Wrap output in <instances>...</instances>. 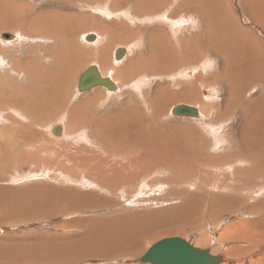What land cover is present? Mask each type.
Returning <instances> with one entry per match:
<instances>
[{"label": "bare ground", "instance_id": "bare-ground-1", "mask_svg": "<svg viewBox=\"0 0 264 264\" xmlns=\"http://www.w3.org/2000/svg\"><path fill=\"white\" fill-rule=\"evenodd\" d=\"M41 1L42 2L48 1L50 7L39 11L38 14H36L37 13L36 12L35 13L36 15L32 16L31 10L34 8V6L31 4L30 1L0 0V30L12 29L15 31H22V29L26 25H28L29 30L28 29L27 30H28V34L30 35V38L32 35L31 33H34L35 35L34 39H36L35 37L44 38V39L46 38L45 40L58 39L62 44L57 51L54 50V52H52L48 57H46L47 60L48 58L50 59L54 58L56 60L57 63L56 69L43 67L45 65H40V61L34 59L35 58L34 57L28 59V66L26 68H23L24 74L28 73V72L26 73V71H28L27 69L29 67L33 68L34 72L32 73L33 76L35 75L34 77L32 76L29 77V75L23 76L26 78L23 82L25 86L23 87H21V85L17 87L6 86L4 84L2 85L1 83L2 80H0V97L2 95L4 96L6 104L10 109L14 110L18 108L22 111L20 113L19 112L17 113L18 118H14L15 121L14 123H12L13 128L8 126L10 125L8 124V120L13 119L11 115V113L13 114V111L4 108L5 110H3V113L0 114V116L2 117L0 121L2 120L7 121L5 122L6 125L3 123L5 126L3 125L0 127V128L3 127L1 129L2 133L0 135V160L8 161V162L13 161V157L16 154L14 155V153L11 150H9L11 145L15 146V148L23 149V146L26 144H38L39 145L38 149H47L53 151L52 153H54L55 159L57 160L54 164H48V166L55 168L57 172L58 171L63 172L64 176L63 177L60 176L59 178L58 175H54V177H52L51 180H49L46 183V186L43 187L45 190H47L49 193L52 194L54 199H49L48 202L45 204V206H47V210L43 212L42 217L57 218L63 215H72V214L74 215L75 212L77 211L79 212V210L70 208L73 203L77 206L85 202L88 203L83 208L86 207L89 208L91 205L93 207V205L95 204H97L98 206L99 205L103 206L105 209L106 206L114 205L115 207L116 201L118 200H115L112 195H116L119 192L118 190L121 189L120 187L121 186L124 187L125 183L128 184V181H130L131 183L134 181L136 182V180L134 179L140 178L143 174L147 172L146 171L147 165L144 167L142 171L134 170L133 167H135L139 162L145 163L148 160H150L149 163L151 162V160H153L154 163L155 162L154 159H159L158 157H166L167 156L166 153L169 150L170 152L171 151L174 152L175 156L183 161H185V158L189 157L191 159V166L192 168L195 167V170L196 168L199 167V169H202L203 171L210 172L207 170L208 169L207 166L211 167L212 165H216L220 169H224V168L230 169V174L234 175L235 177L242 176L243 179L244 178L251 179L250 176H255L258 177L256 178L255 182H258L259 180L260 182H263L264 41L259 36H257L256 33H254L252 30L250 32L249 29H247L240 23L241 20L238 19L235 13L233 12L234 6L231 5L229 1L227 2V0H209L208 2H205V0L202 1L190 0V3L188 4L186 0H41ZM100 1H102V4L101 5L98 4L99 7L95 6L94 10L97 11V13H100L107 18L114 17L112 20L110 19L113 25L114 24L118 25L121 23L123 24L125 22H128V24L126 25L123 24L124 25L123 28L125 27L124 30H131L132 25H130L129 23H134L135 21L138 22L140 25L131 31L121 34L118 40L119 42H114L115 44L116 43L133 44V46H128L127 48L125 47L126 49L124 48L125 53L129 51L128 55H130L131 53L130 52L131 48L135 46V49L137 50L136 56H132L127 61H125L126 60L125 59L121 63V60L116 61L114 60L115 58L113 60L110 59L108 52L110 46H112L111 45L112 37L107 38L104 35L105 33L101 30L102 29L101 27L105 26L103 24L106 23L96 21L97 17L100 14L97 17L96 15H92L96 17L93 18L89 14H83L77 11L73 12L70 10L66 12L65 11L61 12V10L57 9L58 7L57 8L56 6L51 7L54 6V4L56 3H63V4L67 3L68 5H72L73 3L75 4L78 2L84 3V5L87 6L86 3H90V2L98 3ZM236 1H237L236 2L237 7L239 5L245 11V14L241 11L242 15L244 14L245 16H247L245 20L251 25V27H254V30H259L258 33L264 34L263 32L264 31V0H236ZM166 5L168 6V8L167 9L165 8V10H163L162 12L161 10ZM92 6L93 5H91V7ZM88 9L90 10V4ZM26 15L29 16V18H27ZM102 15L100 17H102ZM75 19L77 25L72 27L73 26L72 23H74L73 20ZM42 21H43L42 23L43 25L40 23ZM156 22H160V23L155 24ZM161 24L164 27H167V29L166 30L163 29ZM80 26H82L84 30L83 32L81 31L82 33L93 30H95L97 33V35L93 34L94 35L93 40H95L93 44L95 49L89 51V53L72 46V43L74 44V41L77 39L78 35L76 34ZM106 27L107 26H105L104 28ZM121 27L122 26H120V28ZM168 30H170V32H168ZM214 32H216L217 37L219 39L216 38ZM2 34L3 33H1L0 35L2 36ZM13 34L16 35L15 33ZM28 34L24 33V35H28ZM169 34L173 36L172 40L170 38L171 35ZM177 34H180V36H177ZM86 36L87 34L84 36L85 40H86ZM114 36L115 35H113V37ZM9 38H12L11 34H9ZM233 38L234 39L238 38L237 40L240 39L239 43L237 40L235 41ZM33 48H32V52H33ZM117 48H114L113 55ZM74 53H77V55H75ZM208 54L212 55L215 58L221 56L222 59L221 72H218V70L215 69V66L217 65L215 64L216 63L215 58H210L209 56H207L208 58L206 59L201 58L203 55H208ZM66 57L67 58L70 57V61H65L64 64V60L66 59ZM73 58L75 59L73 60ZM95 58H97L96 63L100 64V65L98 64V70L100 71L102 76H104L102 73L107 72L105 75L106 76L110 75L107 77H109L112 81L115 82H119V81L122 82L121 79L123 78L125 79V81H123L124 83L128 82L127 84L128 87L130 85L128 80L130 75H134L138 72H143V71L152 72L153 74L157 72L164 73V72H169L171 68L175 69L178 66L181 67L180 69L181 72L184 73L186 72V74L190 73L189 75L191 77V80L187 82V84L182 83L179 91H174V92L170 91L171 90L170 87H172L173 84H171L170 86L167 85L164 88H159L157 90V93L153 95L152 100H148L147 102L144 100L145 102L142 104L143 107L140 106L122 107L116 112L108 110L109 112L111 111L114 113L110 115H106L107 117L102 119L100 118L98 120L97 119L98 115H101L102 114L101 111H104L97 109L99 97L102 96L101 91L94 92L90 96L84 97L78 101L73 102L72 101L73 98L69 97V90L71 85L68 80L69 77H71L70 74H73L74 70L79 69L84 63L94 61ZM1 59H3V57H1ZM17 67L21 68L20 64H17ZM186 68H189V70L184 71ZM60 71L61 73H59ZM64 71H68L69 73L68 72L64 73ZM18 72L19 71H17V73ZM206 74H209L210 76H213L217 79L218 76H220V79L218 81L224 82L228 87V89L230 90V96L228 98L226 108L228 110L235 108L242 110L241 125L238 133L236 134L237 136L236 138L239 142H241V144L238 145L237 148H229L226 147V145H224V147L223 145H219V143H217L218 136L216 137V135H213V137H211V140H209L206 139L205 137L200 136V133L193 127L187 125L173 124L170 122H163L161 120L162 112L159 113L157 111L156 107L157 106H159L160 108L163 107L161 100L168 94L170 95V99L174 97L179 99L178 101L177 99L176 100L174 99L175 100L173 101L174 103L179 102L178 104H186L189 106H194L193 104L196 105L198 104L203 109L204 103L202 102L203 101L202 94L206 95L207 96L206 98L208 100L209 99L212 100V98L214 99L217 96L213 90L206 89L207 90L206 91L202 88L204 86L203 84L204 79L205 80L207 79L203 77ZM182 78L184 79V77ZM142 80L143 78L137 79L135 86L140 87V81ZM214 82L216 81H213V83ZM252 87L253 89H251ZM105 89L110 91L107 88ZM163 90H169L170 92L167 93L162 92ZM252 90H254V92L259 90L260 94L254 97V99L251 101L249 99L250 97L248 96L251 95ZM77 92L79 93L80 91L77 90ZM50 99L51 100L55 99V101H53L54 103H56L57 101V103H59L58 105H61L66 108L65 115L62 116L67 122L68 134L65 135L64 133V136L67 139L58 142L56 141L50 142L45 140L43 137L39 135L40 131L35 128L37 125L40 124V122H42L41 121L42 119H45L46 117L47 118L56 117L57 112L52 111L49 113L48 116L47 115L43 116V113L40 112H35V113L28 112L30 109L37 108L39 105L46 103V101H49ZM207 99L204 100V102H206ZM156 102L158 104H156ZM211 103L208 104L211 105ZM172 107L173 106H171V108ZM171 108H170L171 116L176 117L172 115ZM167 111L165 112L168 113ZM0 112H2V110ZM24 112H28V113L26 114ZM223 112L225 113V111ZM22 114L28 115L27 116L28 120H24L25 117ZM210 114L211 111L208 112V115ZM200 115L201 114L198 110L197 117H180V118H199ZM221 117H222L221 113H218L216 115L217 120H219ZM207 127H211V126L207 125ZM88 128L90 132L88 131ZM63 129L66 130L65 125H63ZM77 129H80V131L77 133V135H75ZM195 135H198L199 140L197 143H194L193 141V137ZM29 136L32 137V139L30 141H26L25 138L28 139ZM176 136H182V138H175ZM81 141L86 143L87 142L90 143L92 141H98L99 143V141H103L104 144L103 145L99 144V146L101 148L105 147L104 150H106L108 155L105 154V156H103L102 153H99L100 151L98 152V150L100 149H98L96 144L91 146L90 144H86V143L82 144ZM79 146H83V147L79 148ZM85 146L86 148H84ZM58 158H61V161H58ZM253 164H256V166H254ZM240 165H245V166H240ZM88 170H91L95 174V176H92L91 174H89V177L86 176ZM197 172H199L198 169ZM167 175H168V171H167ZM198 175L203 176L200 172ZM184 179L185 178L182 175H178L174 178H171L168 181L173 183L177 182L181 184L184 182ZM3 181L5 180L3 179ZM3 181H1L0 179V189L1 188L4 189L6 187V185L3 184ZM149 181L150 182L148 183L149 184L148 187H152L155 182L151 180ZM237 182L239 181L237 180ZM240 184H243V182L242 183L240 182ZM243 185L245 186L246 184L244 183ZM161 187H163V185ZM93 188L96 189L93 190ZM217 188L218 187H216V191ZM35 191H33V193L28 192L25 195H23L25 198H28L26 200V203H23L25 207H27L28 205H29L28 207H32L34 204H36L34 203V200L45 198L44 195L46 194H44V191H40L39 193L38 191L37 192ZM104 191L105 192L107 191L108 194L106 195ZM157 191L160 192V189H158ZM212 191L213 190H211V192ZM73 193L74 194L78 193L79 195L74 197ZM257 194H255L254 196H256ZM120 197L122 198L121 195ZM192 197H193L192 195L181 193L179 197L180 199L179 201L181 203L177 205L178 209H188L186 208V206L191 207L189 201L192 200ZM201 197L204 200L205 196L204 197L201 196ZM216 197H218V199H222V194L217 192ZM94 198L97 199L95 203H93ZM214 198H215L214 196H212V198H209L212 204L216 206V207H212V205L208 206L207 212L209 215L212 213V211H210L211 209L214 210L215 208H218V205L214 203L213 200ZM200 199L198 200L199 201L198 203L201 205L200 201L202 200ZM255 199L256 198L251 200V202H253ZM258 199L259 198H257V200ZM40 202L38 200L37 203L40 204ZM192 202L194 203L193 205L196 204L195 200ZM260 202H259L260 204L259 206L263 205ZM198 203L197 205H199ZM220 203L221 202H219V204ZM51 204L53 205V207L49 208ZM121 206L122 205L119 206L121 209L118 208L117 214L115 215L110 214L107 215V217H95V216L78 217V218L74 217L72 218V220L61 222L60 224H57L55 226V228L59 230H67V229L80 230L78 233H76L73 236L47 232L46 234H42V235H32V236H26L22 238H14V239L4 238L0 240H2L3 244L6 245H8L7 243L8 241L16 242V243H25L24 245H28V246L38 244V246H34V248L40 252V255L38 256L39 258H42L40 259L42 260L41 261L42 263H49V260H51L52 258L80 259L78 257H75L77 255H74V257L73 256L69 257L70 254L69 252L67 253L68 255L65 256L62 255L63 253L65 254L66 252V246L64 245L65 243L62 242L63 240H66V243H68L69 241L75 243L76 240L78 241L80 240L81 244L84 243L86 245L85 247H89L90 245H95V246L100 245L102 250L100 252L94 250L93 252H90V254L88 253L89 256L91 258L92 257L111 258V257L120 256L122 254L117 252H112L111 246L110 247L107 246V248H105L106 242L104 241L110 240L107 243L111 245L113 244V240L123 241L127 243L128 244L127 246L129 247H125V248L118 247V248L122 249L123 251L129 252L130 250L138 248L139 245L142 244L140 242L138 243V240L143 238L146 240V242H148L147 238L150 237V234L155 232L156 229L167 230L171 227L173 222H177L178 225L179 222H181L185 218L184 216H180L179 219L178 220L175 219V221H171V219L169 218L163 219L161 217L167 213L165 210H158V211L140 210V211L125 213L126 210L124 209L125 206L124 205H123L124 207ZM224 206H227V204L226 205L224 204ZM256 206L258 207V205L256 204H252V203L247 204V206L245 207L246 213L248 212L252 213L251 210H253V207L255 208ZM174 207L175 206H172L170 208L174 210ZM261 207L255 209H260ZM122 208L124 209V213L122 212L123 211ZM192 208H194V206ZM223 212L224 214L225 213L227 214L230 212H235V210L227 206L223 210ZM13 214L14 213L6 214L8 216L5 215V217H3V215L2 216L0 215V222H8V220H6L8 218L9 220H14V219L20 220L21 219L20 216L26 215L22 213L18 215L17 212H15L14 215ZM252 216L250 215V217ZM256 217L254 216V219ZM259 217L260 216H258V218ZM215 219H217V217H215ZM194 221L191 222H193V224L195 225ZM253 221L257 222V219ZM250 222L251 221H249V223ZM193 226L192 228H195ZM243 226L245 227V224H243ZM250 226L252 228V225ZM246 228H248V226H246ZM229 230H230L229 227L225 228L220 232V235L227 234ZM241 230L243 233L244 229ZM246 230L247 229H245V231ZM174 232H176V230ZM176 234L180 235L179 233ZM240 235H242L241 237H243L242 240L246 237L247 240L244 241H249L250 244L249 246H252L251 242L257 241V237H258L255 236L253 233H248V232L247 233L244 232L243 234ZM226 236L228 237V235ZM227 237H223V238L225 239ZM230 238H231V234H230ZM230 238H228V240H230ZM67 239L70 240L67 242ZM206 239L208 238L206 237ZM224 239H220V240H224ZM90 241L94 242V244L89 243ZM198 241L203 243L204 239L200 238ZM49 242L50 244L51 242H53V244L55 243V245L53 246L52 244L53 247L51 248ZM60 242L64 243L62 250H64L65 247V251L64 252L61 251L62 254L59 253L60 250L57 249L54 250L55 248L61 247ZM96 242L98 243V245L95 244ZM258 242L259 241H257L256 243V247H260V251L264 250V244H263L264 241H262L263 242L262 244ZM78 244L80 243L78 242ZM31 246L29 248H31ZM82 246L84 247V245ZM18 247L19 246H17V248ZM254 247L255 246H253V248ZM80 249H82V247ZM86 251L88 252V250ZM86 251L83 252L81 257L83 256L84 258L85 256H88ZM231 254H234V252ZM231 254H229L228 256H230ZM213 255H217V254H213ZM23 257H26V255L23 254ZM257 258L258 257H256V259ZM251 260L252 259H250V261ZM259 264H264V259L261 260Z\"/></svg>", "mask_w": 264, "mask_h": 264}, {"label": "rangeland", "instance_id": "rangeland-1", "mask_svg": "<svg viewBox=\"0 0 264 264\" xmlns=\"http://www.w3.org/2000/svg\"><path fill=\"white\" fill-rule=\"evenodd\" d=\"M25 1H30L31 4L34 6V8L31 10L32 16L38 14L39 11L50 7V4L48 1H46V2H42L41 0H25ZM186 1H187V4L190 3V0H186ZM208 1L209 0H205V2H208ZM228 1L231 5L234 6L233 12L237 16V18L240 19L241 21H243V22L240 21V23L244 27L249 29L250 32L252 30L254 33H256L257 36H259L264 41V37H263L264 34L258 33L259 30H254V27H251V25L245 20L247 18V16L244 15L245 11L239 5L237 7V4H236L237 1L236 0H227V2ZM95 3L96 2L86 3L87 6L84 5V3H80V2L75 3V4L73 3L72 5H68L67 3H66L67 5L63 4V3H56V4H54V6H51V7L56 6V8L58 7L57 9L61 10V12H64V11L66 12V11L70 10L73 12L77 11L79 13L89 14L91 17L94 18L95 16H92V15H96V17H97L100 14V13H97V11H95L94 8H95V6H98V4L101 5L102 1H100L96 4ZM89 4H90V10L88 9ZM91 5H93V6L91 7ZM165 8L167 9L168 6L166 5L161 11L163 12V10H165ZM241 11L244 13L243 15L241 14ZM162 12H160V13H162ZM101 15L102 14H100L97 17L96 21L106 23L103 25H105L107 27L106 28H104L105 26L101 27L102 28L101 30L105 33L104 35L107 38L112 37V41H111L112 46H110L108 54L110 56V59L113 60L114 59V55H113L114 48H117V47H123V48L126 47L127 48L128 46H133V44H130V43H119V44L116 43L115 44L114 42H119L118 40H119L121 34H124L128 31H131L140 25L138 22L135 21L134 23H129L130 25H132L131 30H124L125 27L123 28V26H124L123 24L126 25V24H128V22L124 21L125 23H123V24L121 23L122 25L121 24H118V25L114 24L113 25L111 20L114 17L113 18H107L103 15H102V17H100ZM27 18H29V16H27ZM109 21H111V22H109ZM73 22L74 23H72L73 24L72 27L77 25L76 19L73 20ZM40 23L42 24L43 21ZM158 23H160V22H156L155 24H158ZM26 26H25L26 28L24 27L22 29V31L24 33L28 34L29 27H28V25H26ZM120 26H122V27L120 28ZM162 28L165 30L167 29V27H164L163 25H162ZM118 29H119V31H118ZM22 31H15L12 29L11 30H0V34L7 32V33L12 35V38H9V37L4 38L3 36L0 35V39H1L0 40V80H2L1 81L2 85L4 84L6 86H12V87H17L20 85H21V87L25 86V84L23 82L26 78L23 76H25V75H27V76L29 75V77L35 76V75L33 76V73H32V72H34L33 68L29 67L27 69L28 71H26V73L28 72L27 74H24V72H23L24 71L23 68H26L28 66V59H30V58L35 57L34 59H37L40 61V65H45L43 67H47L50 69H53V68L56 69L57 68L56 60L54 58H51V59L48 58V60H47L46 57H48L52 52H54V50L57 51L62 45L61 42L58 39H47V40H45L46 38L44 39V38H37V37H35L36 39H34V36H35L34 33H31L32 35L30 38L29 34H28L29 36L24 35V33ZM81 31L82 32L84 31L82 26H80L79 29L77 30L76 35H78V36H77V39L74 41V44L72 43V46L89 53V51H92L95 49L94 44H93V42L95 40L88 42L87 40L84 39V36L88 33L89 34H95V35H97V33L95 30L87 31L84 33H82ZM113 31L115 32V34ZM168 32H170V30H168ZM13 33H15L16 35H14ZM214 33H215L216 38L219 39L217 37L216 32H214ZM22 35H24V36H22ZM113 35H115V36L113 37ZM169 35H171V34H169ZM81 36H82V38H81ZM177 36H180V34H177ZM65 38H67V37H65ZM113 38H114V40H113ZM170 38L172 40L173 36L171 35ZM237 39L238 38H236L234 40L236 41ZM237 41L239 43L240 39ZM205 42H206V40H205ZM59 44H60V46H59ZM33 47H35V48H33ZM28 48H30L31 51ZM32 48H33V52H32ZM5 52L8 54H6ZM130 52H131L130 55H128L129 51H127V53H124V55L120 59H114V60H116V61L121 60V63H122V61H124L125 59H126L125 61H127L132 56H136L137 50L135 49V46L131 48ZM74 54L77 55V53H74ZM101 54H103V53H101ZM207 56H209L210 58H215L209 54L203 55L201 58L206 59V58H208ZM1 57H3V59H1ZM74 59L75 58H73V60ZM96 60H97V58H95V60L92 62L84 63L79 69L74 70L73 74H70L71 77H69L68 80H69V83L71 85L70 90H69V97L73 98L72 99L73 102L78 101L84 97L90 96L94 92L101 91L102 96L99 97L97 109L104 110V111H101L102 114L98 115V117H97L98 120L100 118L102 119V118L107 117L106 115H110L122 107H129V106L130 107H132V106L143 107L142 104L145 101L147 102L148 100H152L153 95L157 93V90L159 88H164L167 85L170 86L171 84H173L172 87H170V89H171L170 91L171 92L179 91L182 83L187 84V82H189L191 80V77L189 75L190 73L186 74V72L185 73L181 72L180 71L181 67L178 66L179 68L178 67L175 69L171 68V70H169V72H164V73L157 72V73L153 74L152 72L143 71V72H138L134 75H130L128 78L129 84H130L129 87L127 86L128 82L124 83L123 81H125V79L122 78L121 79L122 82L113 81L116 84V89H114V90L108 91L105 89V87L97 86V87L91 88L87 91H83V92L78 93L77 88H76L78 77L90 65H96L98 68L99 63H96ZM215 60H216L215 64H217L215 66V69L218 70V72H221L222 71L221 70L222 69L221 56H218V58H215ZM65 61H70V57H68V58L66 57V59L64 60V64H65ZM1 63H2V65H1ZM17 64H20L21 68L17 67ZM139 67H140V65H139ZM20 70H21V72H20ZM188 70H189V68H186L184 71H188ZM17 71H19V72L17 73ZM65 72H68V71H64V73ZM178 72H181V73H178ZM1 73L3 76L1 75ZM59 73H61V71ZM106 73H102V74L105 77L110 76V75L106 76L105 75ZM167 75H169L171 77H169ZM180 75H182V76H180ZM186 75H187V77H186ZM180 77L181 78L184 77V79L183 78L181 79ZM203 77L207 78V79L206 80L204 79V81H203L204 86L202 88L204 90H206V89L207 90H213L217 96L214 99L212 98V100H210V99L208 100L206 98L207 96L202 94V96H203V97L201 96L203 98L202 102L204 103L203 109L200 107V105L193 104L194 107L198 108V110L201 114L200 117L199 118H180V117L176 118V117H172L170 114V108H171V106H174V105L178 104L179 102L174 103L173 101H175L177 98L174 97V98L170 99V95L168 94L161 100L163 107L162 108H160L159 106L156 107L157 111L159 113L162 112L161 120L163 122H170L173 124L187 125V126L193 127L194 129H196L200 133V136L205 137L206 139H209V140H211V137H213V135H216V137L218 136L217 137V143H219V145H223V147H224V145H226V147H229V148H237L238 145L241 144V142H239L237 140L236 134L238 133L240 125H241L242 110L238 109V108L236 109L234 107L235 109H229L230 110L229 111L226 108L227 101H228V98L230 96V90L228 89V87L226 86V84L224 82L218 81L220 79V76H218V79L213 77V76H210L209 74H206ZM140 78H143V80L140 81V87H136L135 86L136 81H137V79H140ZM27 79H29V78H27ZM174 80L176 83H178L180 85L176 84L174 82ZM178 80H179V82H178ZM213 81H216V82L213 83ZM208 88H210V89H208ZM251 89H253V87ZM170 91L169 90H163L162 92L167 93ZM259 94H260L259 90L255 91V92H254V90H252L251 95L248 97H250L249 99L252 101L254 99V97H256ZM205 98L207 99L206 102H204V100H206ZM178 100L179 99H177V101ZM53 101H55V99H53V100L50 99L49 101H46V103L39 105L37 108L30 109L28 112L29 113L40 112V113H43V116H46V115L48 116L49 113L52 111L57 112L56 117H54V118H52V117L47 118L46 117L45 119H42L41 120L42 122H40V124L37 125L35 128L40 131L39 135L41 137H43L45 140L50 141V142H55V141L58 142V141H62V140L67 139L64 136V133H65V135L68 134L67 133V122L65 121V119L63 117L65 115V109L66 108L61 106V105H58L59 103H57V101H56V103H57V105H56V103H54ZM208 103H211V105ZM156 104H158V103L156 102ZM4 108H6L7 110L10 109L8 107V105L6 104L4 96L2 95L0 97V111L2 110V112H0V114L3 113V110H5ZM10 110L13 111V114L11 112H9V113H11L13 119L8 120V124L11 125V126L10 125H8V126L13 128L12 123H14V121H15L14 118H18L17 113L18 112L20 113L22 111L18 108L14 109V110H12V109H10ZM15 110H16V112H15ZM108 110H111L114 112H111V111L109 112ZM165 111H167L168 113H166ZM209 111H211L210 115H208ZM223 111H225V113ZM28 112H24V113L27 114ZM218 113L222 114V117L219 120L216 119V115ZM26 114H22L25 117L24 120H28V118H27L28 115H26ZM1 119H2V117L0 116V120ZM5 122H7V121H5V120L0 121V127L3 126L5 124ZM28 124H29V122H28ZM173 124H171V125H173ZM55 125L61 126L62 131H61L60 135H54L51 132V128ZM63 125H65L66 130L63 129ZM207 125H210L211 127H207ZM2 128H0V135L2 133V130H1ZM79 131H80V129H77V131L75 132L76 133L75 135H77V133ZM88 131L90 132L89 128H88ZM175 138H182V136H176ZM31 139H32V137H30V136L28 137V139L25 138L26 141H30ZM81 139H84V138H81ZM198 140H199L198 135H195L193 137L194 143H197ZM81 142H82V144L86 143L83 141H81ZM81 142H80V144H81ZM86 144H90L91 146L96 144L98 149H100V150H98V152L100 151L99 153H102L103 156H105V154L108 155L106 150H104L105 147H102L103 148L102 149L99 146V144H101V145L104 144L103 141H99V143H98V141H92L90 143L87 142ZM38 146H39L38 144H26L23 146V149H18V148H15V146L11 145L9 150H11L14 153V155L16 154L13 157V161L8 162V161L0 160V179H1V181H3V179H4L5 181H3V184L6 185V187L4 189H2V188L0 189V215L1 216L3 215V217H5L6 214H10V213L15 214V212H17L18 215H20L21 213L26 214V215L20 216L21 217L20 220H17V219L9 220V218L8 219L5 218L6 220H8V222H0V229H1L0 239L22 238V237L32 236V235H42V234H46L47 232L48 233H58V234H63V235H67V236L68 235L73 236L76 233H78L80 230H78V229L59 230V229H56L55 226L57 224H60L61 222L72 220V218H74V217L75 218L87 217V216L107 217V215H110V214L115 215V214H117V210H118V208H120L119 207L120 205H122L121 207L125 206L124 207V209H126L125 213L135 212V211H140V210H149V211L150 210L151 211L165 210L167 213L161 217L163 219L169 218V219H171V221H175V219L178 220L180 216H184L186 219L184 218L181 222H179L178 225H177V222H173L171 227L169 229H167L168 231L163 230V229H156V231L151 233L150 237L147 238L148 242H146V240L143 238L138 240V243L140 242L142 244L139 245V247L136 249L131 248L133 250H130L129 252L123 251L122 249L118 248V247H121V248L129 247V246H127L128 244L123 242V241L113 240L112 245L107 243L110 240L104 241V242H106L105 248H107V246H109V247L111 246L112 252H117V253L122 254L120 256L111 257V258H99V257H97V258L92 257L91 258L89 256L90 252H93L94 250L100 252L102 250L100 245L99 246L90 245L89 247H85L86 245L84 243L81 244L80 240L79 241L76 240V242L74 243V242L69 241L70 239H67V242L69 241L68 243H66V240H63L62 242H64L65 244L60 242L61 247L55 248L54 250H56V249L60 250L59 253L62 254L61 251L62 252L65 251V247H64V250H62L63 246L65 245L66 246V252H65V254L64 253L62 254L63 256L68 255L67 253L69 252L71 254V255L69 254V257H71V256L74 257V255H77L75 257H78L80 259L52 258V259H54V260H52L50 258L51 260H49V263H42L41 262L42 260H40L42 258H39V256H38V255H40V252L34 248V246H38V244L28 246V245H24L25 243H16V242L8 241L7 242L8 245H6V244H3L2 240H0V249H1L0 250L1 251L0 252V264H151L148 262H146V263L140 262L139 258L147 251V249L152 244H154L158 240H161V239L167 238V237L183 238L184 240L188 241L190 244H192L193 246H195L197 248L199 247L201 249H208L211 254L219 255L221 253L220 255L223 257V262L220 264H259V262L264 259V256H263L264 250L260 251V247H256L257 241H259L258 243H261V244L263 243L262 241H264V221H263L264 220V203H263V201H264V183H263L264 177H263V182H260V180L258 182H255L256 178H258L255 176H250L251 179L250 178H244L243 179L242 176H236L235 177L234 175L230 174V169H227V168L220 169L216 165H212L211 167L207 166L208 169L205 167L210 172L203 171L202 169H199V167L196 168V170H195V167L192 168V166H191V159L189 157L185 158V161H183V160L179 159L178 157H176L174 152H172V151L170 152V150H169L166 153L167 158L166 157H158L159 159H154V161L156 163L155 162L153 163V160H151L150 163H149L150 160L147 161L148 163L145 162L147 164H145L144 162H142V163L139 162L135 167H133L134 170L142 171L144 169V167L147 165V168H146L147 172L145 174H143L141 177L139 176L140 178L134 179V180H136V182L134 180H133L134 182H132V183L130 181H128V184L125 183L126 186L124 185V187H122V186L120 187L121 189L118 190L119 192L117 191L118 193L116 195H112L115 200H118V201H116L115 207H114V205H111V206H106V209H105L103 206H100V205L98 206L97 204H95V205H93V207L91 205L90 206L91 208L90 207L89 208L88 207L83 208L88 203L85 202V203H82L78 206L73 203L70 208L75 209V210H79V212L78 211L75 212L74 215L73 214L72 215H63V216H60L57 218H44V217H42L43 212L47 210V206H45V204L48 202L49 199H54V197L52 196L51 193H49L43 187L46 186V183L49 180H51V178L54 177V175H58L59 178H60V176L63 177L64 175H63V172H60V171L57 172L55 168L48 166V164H54L57 160V159H55L54 153H52L53 151H50L47 149H38ZM80 147H83V146H79V148ZM84 148H86V146ZM150 157H152V156H150ZM58 161H61V158H58ZM4 162H6V163H4ZM152 165H153V167H152ZM253 165L256 166V164H253ZM46 166H47V168H46ZM240 166H245V165H240ZM2 168H3V170H2ZM197 169L203 176L198 175L199 172H197ZM167 171H168V175H167ZM89 174H91L92 176H95V174L91 170L87 171L86 176L89 177ZM178 175H182L185 178L183 183L180 184L177 182L173 183V182L168 181L171 178H174ZM232 177H233V180H232ZM146 178L148 181L146 180ZM151 178H153V179H151ZM159 178H161V179H159ZM217 179H220V180H217ZM242 179H243V181H242ZM86 180H88V179H86ZM149 180L155 182L152 187H148L149 186L148 183L150 182ZM237 180L239 182H237ZM240 182L241 183L243 182V184L245 183L247 185V187H246V185L244 186L243 184H240ZM91 183H93V182H91ZM262 183H263V186H262ZM248 184H249V186H248ZM162 185H163V187H161ZM143 186H146V187H143ZM156 186H157V188H156ZM147 187L150 189H148ZM210 187H211V189H210ZM216 187H218L217 191H216ZM94 189H96V188H93V190ZM158 189H160V192L157 191ZM246 189H248V190H246ZM35 190H37L38 193L40 191H44V194H46V195H44L45 198L34 200V203H36V204H34L32 207H28L29 205L27 207H25V205L23 203H26V200L28 198H25L23 195H25L28 192L33 193V191H35ZM211 190H213V191L211 192ZM37 191H35V192H37ZM162 191H163V193H162ZM217 192L222 194V199H218V197H216ZM223 192L226 194H224ZM181 193L189 194V195L193 196L192 200L189 201V204H191L190 205L191 207L186 206V208H188V209H178V207H177V205H179L181 203L179 201L180 200L179 197H180ZM105 194L107 195L108 192L106 191ZM255 194H257V195L254 196ZM77 195H79V194L78 193L74 194V197H76ZM120 195L122 196V198L120 197ZM201 196H203V197L205 196L204 200ZM212 196L215 197L213 200H214V203L216 205H218V208H215L214 210L213 209L210 210V211H212V213L210 214L211 215V217H210V215L207 212L208 206L212 205V207H216L215 205L212 204L211 200L209 199V198H212ZM199 197L202 199H200ZM198 198L200 200H202V201H200L201 205L198 203L199 202ZM254 198H256V199L253 202H251V200H253ZM257 198H259V199L257 200ZM260 198H262V199H260ZM193 199L196 202L195 205H193L194 204L192 202V201H194ZM38 200H39V202L40 201H42V202H40V204H39V203H37ZM96 200L97 199L94 198L93 203H95ZM206 201H209V202H206ZM256 201H257V203H256ZM14 202H16L17 204ZM219 202H221V203L219 204ZM259 202L263 204V205H261L262 207L259 206L260 205ZM119 203H120V205H119ZM197 203L199 205H197ZM251 203L258 205V207H261L262 210H261V208L255 209V208H258L256 206L255 208L253 207L254 211L251 210L252 213L251 212L246 213L245 207L247 206V204H251ZM224 204L225 205L227 204V206L229 208H232L233 210H235V212H230V213L224 214L223 210L227 207V206H224ZM229 204H231V205H229ZM30 206H31V204H30ZM172 206H175L174 210L170 208ZM193 206H194V208H192ZM51 207H53L52 204L49 206V208H51ZM195 207H196V209H195ZM49 208H48V210H49ZM87 208H88V210H87ZM167 208H169V209H167ZM197 208H199V209H197ZM124 209L122 211L123 213H124ZM192 209H193V211H192ZM257 210H259V211H257ZM214 213H215V215H214ZM38 214H40V215H38ZM173 214H175V215H173ZM250 215L251 216L253 215V216L250 217ZM6 216H8V215H6ZM254 216L255 217L257 216V217L254 219ZM258 216H260V217L258 218ZM20 217H18V218H20ZM215 217H217V219H215ZM212 218H213V220H212ZM256 219H257V222L253 221ZM191 221H194L196 226ZM249 221H251V222L253 221V222L249 223ZM242 223L245 224V227L243 226ZM248 223L250 225H252V228ZM240 224L242 225V227ZM48 225H49V227H48ZM233 225H235V226H233ZM188 226H189V228H188ZM192 226L195 228H192ZM246 226H248V228H246ZM228 227L230 228V230L227 232V234L220 235V232L222 230H224L225 228H228ZM174 229L176 230V232H174L175 231ZM239 229L240 230L244 229L243 233L248 232V233H253L255 236H258L257 241L251 242L252 246H249L250 245L249 241H244V240H247L246 237L242 240L243 237H241L242 235H240V234H243V233H242V230L240 231ZM245 229H247L246 230L247 232L245 231ZM255 229H258V230H255ZM64 231H65V233H64ZM257 231H258V233H257ZM176 233H179L180 235H178ZM175 234H176V236H175ZM230 234H231V238H230ZM226 235H228V237ZM259 236H261V237H259ZM206 237L208 239H206ZM218 237H219V239H218ZM223 237H227V238L224 239ZM200 238L204 239L203 243L198 241ZM228 238H230V240H228ZM220 239H224V240H220ZM1 242H2V244H1ZM78 242L80 244H78ZM89 243L94 244V242H92V241H90ZM16 244H17V246H19L18 248H17ZM49 244H50V242H49ZM52 244H53V242H51V244H50L51 248L55 245V243L53 244V246H52ZM95 244L98 245L97 242ZM82 245H84L85 248ZM142 245H143V247H142ZM30 246H31V248H29ZM75 246H77V247H75ZM253 246H255V247L253 248ZM81 247H82V249H80ZM231 248L235 251H233ZM229 249H231V250H229ZM67 250H70V251H67ZM86 250H88V252ZM117 250H120V251H117ZM134 250H136V251H134ZM249 250H250V252H249ZM85 251L87 254L88 253L89 254H88V256H85L83 258V256L81 257V255ZM232 251L234 252V254H231V253H233ZM228 253L231 255L228 256L229 255ZM23 254H25L26 257H23ZM138 254H140V255H138ZM231 256H232V258H231ZM250 256H251V258H250ZM87 257H89V258H87ZM256 257H258V258L256 259ZM250 259H252V260L250 261Z\"/></svg>", "mask_w": 264, "mask_h": 264}, {"label": "water", "instance_id": "water-1", "mask_svg": "<svg viewBox=\"0 0 264 264\" xmlns=\"http://www.w3.org/2000/svg\"><path fill=\"white\" fill-rule=\"evenodd\" d=\"M2 36L8 38L9 34L3 33ZM93 39V34H87L86 40ZM124 53V48L118 47L115 50L114 58L120 59ZM97 86L109 90L116 89L115 83L109 77L102 76L95 65H90L79 76L76 88L83 92ZM171 113L176 117H197L198 109L186 104H176L171 108ZM51 132L54 135H60V126H53ZM139 260L151 264H219L223 261L221 255H213L208 249L197 248L180 237H167L158 240L147 249Z\"/></svg>", "mask_w": 264, "mask_h": 264}]
</instances>
